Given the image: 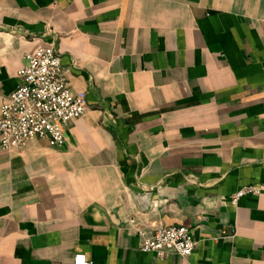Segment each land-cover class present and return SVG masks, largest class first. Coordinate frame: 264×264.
Masks as SVG:
<instances>
[{
  "label": "crops",
  "instance_id": "0c3cea01",
  "mask_svg": "<svg viewBox=\"0 0 264 264\" xmlns=\"http://www.w3.org/2000/svg\"><path fill=\"white\" fill-rule=\"evenodd\" d=\"M45 45L89 109L0 148V264H264V0H0V110ZM170 225L192 255L140 249Z\"/></svg>",
  "mask_w": 264,
  "mask_h": 264
},
{
  "label": "built area",
  "instance_id": "2783aa9c",
  "mask_svg": "<svg viewBox=\"0 0 264 264\" xmlns=\"http://www.w3.org/2000/svg\"><path fill=\"white\" fill-rule=\"evenodd\" d=\"M18 75L19 84L0 110L1 150H21L34 138L63 147L69 123L85 116L89 109L87 93L71 90L61 54L53 45L27 54L26 64ZM263 190L260 184L245 185L232 196L231 202L237 205L242 197L259 195ZM140 233L143 237L140 249L161 259L169 254L189 257L200 243L184 225L160 226L150 236ZM74 264L93 263L86 254L78 253Z\"/></svg>",
  "mask_w": 264,
  "mask_h": 264
}]
</instances>
